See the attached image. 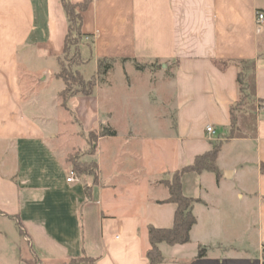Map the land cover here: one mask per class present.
I'll return each mask as SVG.
<instances>
[{"label": "crops", "instance_id": "1", "mask_svg": "<svg viewBox=\"0 0 264 264\" xmlns=\"http://www.w3.org/2000/svg\"><path fill=\"white\" fill-rule=\"evenodd\" d=\"M86 1L81 67L102 58L116 59L113 69L132 65L141 75L119 90L147 99V117L128 119L120 133L117 115L142 112L116 108L114 82L77 96L83 130L116 135L99 136L96 152L82 156L97 165L96 181L77 171L68 181L73 148L55 145L53 118L28 110L24 90L26 74L40 83L59 78L68 33L62 0H0V264H149L148 226L171 227L177 209L168 173L215 143L220 179L182 174L183 193L201 200L197 222L188 243L160 245L163 264L238 261L244 252L233 242L248 232L264 264V0H71ZM134 61L160 66L159 78Z\"/></svg>", "mask_w": 264, "mask_h": 264}, {"label": "trees", "instance_id": "2", "mask_svg": "<svg viewBox=\"0 0 264 264\" xmlns=\"http://www.w3.org/2000/svg\"><path fill=\"white\" fill-rule=\"evenodd\" d=\"M64 9L68 18V33L65 38L64 55L60 59V70L58 77L64 82V88L59 92L62 107L68 109V101L77 96H89L95 93L97 80L92 76L86 78L80 71V67L85 62L82 55L81 45L86 41V35L82 32V11L88 5V1L81 4H74L71 0H62ZM116 59L102 58L97 62L98 76L107 75L114 67ZM135 62V67L138 70H144L146 64ZM235 119L233 116V123ZM93 131L89 132V139L92 137ZM116 135V131L103 128L100 136ZM90 154H94L97 149V138L92 140ZM221 149V143H215L213 148L205 153L198 155L193 164L184 167L181 170L174 172L170 180H166L165 184L169 189L170 196L168 201L177 205L174 216V223L171 227L159 228L153 225L148 226V237L150 246L146 250L145 255L149 260V264H163L166 262V257L161 251L160 245L167 243L168 245L186 244L190 241L191 229L197 222L193 213L194 205L201 202L200 199L187 197L183 193L181 176L184 172L195 171L202 173L210 171L215 173L217 180L220 179L221 172L217 167L216 161ZM93 170L88 171L89 174H94L95 181L97 180V165L93 163ZM75 167V166H74ZM74 171L81 173L76 167ZM264 170V165L262 166ZM85 172V170H83ZM86 173V172H85ZM206 250L200 248L198 256H204ZM86 259H73L70 264H85Z\"/></svg>", "mask_w": 264, "mask_h": 264}, {"label": "rangeland", "instance_id": "3", "mask_svg": "<svg viewBox=\"0 0 264 264\" xmlns=\"http://www.w3.org/2000/svg\"><path fill=\"white\" fill-rule=\"evenodd\" d=\"M79 69L86 78H91L92 76H94L95 80H97V84H103L105 88H108L111 82L115 83V86L117 87L115 106L122 113L123 111L125 113V111L127 112L130 109H134L136 110V112H142L139 117H129L127 115L124 116L122 114L116 116V118L119 120V122L117 121V126L121 129V134H125V129L129 124L128 119L134 120L138 118L141 120V122L144 121V118L147 117L144 113V110L147 113L149 109L147 103L148 100L131 99V96H133V94L127 95L126 93L128 92H126L125 90H119L121 86V81L123 79H126L127 76L135 77L141 75L138 74L137 71H135V68L132 65L126 64V66L124 67H122L120 64L115 65L114 69H112L107 75L101 77L97 74V66L95 65L93 60L89 61L86 65H84V67H80ZM144 70H146L145 75H150L153 79H158L160 71L162 69L160 66L155 64H146ZM26 75L24 76V90L27 95V98L25 99V106L30 111L38 112V114L41 115L44 120L45 118H53V121H49L48 124L53 127V130L55 131L54 133L57 136L55 140V145L57 147L73 148L69 152L70 161L72 164L71 166H73V168L76 167L77 169L81 170V173L79 174H87L90 173L88 171H94L93 162H85L84 160H82V156L85 154H90V151L92 149V140L96 138L98 140V137L101 135V130H96L95 126L94 131L92 133L93 135L89 139V132H85L79 124L80 121L77 120V115L75 112V105L77 104V101L75 99L76 97L69 99L68 109L63 108L61 106V99L59 101L55 100L57 92L64 88V82L62 79L53 78L51 82L46 81L40 83L37 78V80H33L31 79V76L28 77L29 75ZM170 75L171 69H169L168 71V76ZM34 77H36V75H34ZM144 91L145 89L141 90L140 93L142 94L140 95H143ZM33 105L35 106L33 107ZM34 108L37 111H35ZM83 170H85L86 173L83 172ZM168 174L170 180L173 177L174 172L170 171ZM253 234L254 233L248 232L247 236L241 238L240 240L238 239L237 242H233L234 246H239V242H241V250L244 253H242V257L240 260H232L230 263L226 262L225 264H259L260 247L258 245V242L255 240V236ZM234 238L235 237L233 235L232 237H230L229 241L233 240ZM261 253L264 257V246L262 247Z\"/></svg>", "mask_w": 264, "mask_h": 264}, {"label": "built area", "instance_id": "4", "mask_svg": "<svg viewBox=\"0 0 264 264\" xmlns=\"http://www.w3.org/2000/svg\"><path fill=\"white\" fill-rule=\"evenodd\" d=\"M257 22H258V24H262L264 22V13L263 12H257ZM87 39H88V37H87ZM207 131H208V133L215 134V129L211 125L207 126ZM74 176H75V171L71 170L70 176L67 178V180L72 181L74 179Z\"/></svg>", "mask_w": 264, "mask_h": 264}]
</instances>
